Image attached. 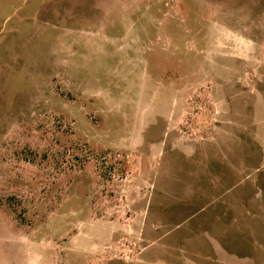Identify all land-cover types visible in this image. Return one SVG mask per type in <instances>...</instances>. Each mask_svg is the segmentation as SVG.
<instances>
[{"label":"rangeland","instance_id":"rangeland-1","mask_svg":"<svg viewBox=\"0 0 264 264\" xmlns=\"http://www.w3.org/2000/svg\"><path fill=\"white\" fill-rule=\"evenodd\" d=\"M0 264H264V0H0Z\"/></svg>","mask_w":264,"mask_h":264}]
</instances>
